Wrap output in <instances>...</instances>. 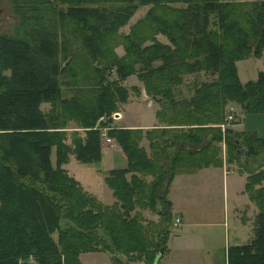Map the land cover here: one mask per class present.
<instances>
[{"label": "trees", "instance_id": "1", "mask_svg": "<svg viewBox=\"0 0 264 264\" xmlns=\"http://www.w3.org/2000/svg\"><path fill=\"white\" fill-rule=\"evenodd\" d=\"M144 4L151 6L120 31ZM8 5L13 20L0 32V264H80V252L95 250L155 264L171 223L166 188L174 173L221 165V138L227 162L242 164V146L246 158L264 156V137L254 130L218 126L228 103L244 114L264 112V70L241 82L235 67L248 55L264 59V0ZM130 74L158 103L150 128L111 124L127 100L122 80ZM71 121L80 130L67 131ZM102 126L126 158L103 176L114 197L109 204L62 166L69 154L99 162ZM247 169L243 190L257 210L253 236L228 247L227 264H264V162ZM144 209L158 218H146Z\"/></svg>", "mask_w": 264, "mask_h": 264}, {"label": "crops", "instance_id": "2", "mask_svg": "<svg viewBox=\"0 0 264 264\" xmlns=\"http://www.w3.org/2000/svg\"><path fill=\"white\" fill-rule=\"evenodd\" d=\"M130 78L129 83L125 82V85L141 86L139 81L136 82L137 78L133 79L132 75ZM147 101L130 102L138 104V113L142 114L139 109L143 106L149 108ZM237 110L238 115L234 117L229 127L236 131L254 130L264 137V129L253 125L254 122H248L250 125H247L248 116L256 113L244 114L240 109ZM119 114L120 116L116 114L111 119L112 125L146 129L156 124L155 117L151 115L144 121L140 119L133 121L129 118L127 120L124 116L127 111ZM121 114L124 120H121ZM108 138L106 141L102 138L100 140L101 161L105 163V170L124 166L126 164L124 154L114 140ZM141 144L145 146V138H142ZM252 165L253 162L247 159H242L241 166L235 162H226L224 158L219 166H206L192 172H177L172 175L166 188L171 223L164 251L157 257L155 264H227L228 247L249 242L253 236L254 216L257 210L242 188L244 177L248 173L247 168ZM94 171L101 172V169L95 168ZM229 175L231 176L228 178ZM100 178L103 180V177ZM76 179L83 189L93 194L103 204H109L114 200L107 186L108 190H104L100 195L90 187V183L83 184L79 178ZM144 210L142 213L146 215ZM175 217L178 218V223L173 226ZM107 253L109 257L110 253ZM80 255L79 253V258ZM123 260L119 259V263L142 264L140 260Z\"/></svg>", "mask_w": 264, "mask_h": 264}, {"label": "rangeland", "instance_id": "3", "mask_svg": "<svg viewBox=\"0 0 264 264\" xmlns=\"http://www.w3.org/2000/svg\"><path fill=\"white\" fill-rule=\"evenodd\" d=\"M237 1H239V0H237ZM149 6H151V4H144L140 7H138L134 11V13L129 17L128 22L126 24L122 25L119 28V30L126 32L128 29V25L131 24L132 22H134L138 17L142 16L144 14L146 8H148ZM160 13H162V12H160ZM12 20H13V16L11 14V10H10L9 5H8V0H0V32L7 31L10 27V23ZM120 31H118V32H120ZM155 37L158 40L167 41L166 37L160 33H156ZM114 51L117 54L121 55L123 53V48L120 44H117L114 46ZM235 67H236V73H237L239 80L241 82H244L248 79H253L256 76V73L258 70H264V59H263L262 55L261 56L248 55L245 58L236 60L235 61ZM3 72L8 73V70L5 69ZM131 75H132V78L133 77L136 78V76L134 74H130V75H128L129 77L127 76L126 78H124L122 80V83L123 84L125 82L129 83V81L131 80V78H130ZM199 77L204 78L205 76L203 73H201L199 75ZM191 78H192V75H190V74L187 75V77H185V79H184L185 80L184 82H186L187 80H190ZM138 81L139 80L137 79L136 82H138ZM186 84L187 83H182L179 88L182 91V93L187 94L188 91L186 90L187 89ZM139 85H141V86L135 85L138 88V92L133 91L130 88L131 85H126V87L128 88L127 100L125 102L118 103L116 110H114L111 113V119H113V116L116 114H117L116 116H118V115L120 116L119 113H123L124 111H127V114L124 115V116H126L127 120L131 119L134 121V120L140 119V120L144 121V119L148 118L150 115L154 116V111L158 107V103L155 102L153 99H151V97L145 92L141 81H139ZM68 93H69L68 90L63 89V88L61 89V94L63 96L68 95ZM130 101H132V102L133 101H137V102L138 101H147L148 102L147 106L149 108H146L143 106L142 109L141 108L139 109V112H141L142 114H139L138 108H137L138 104L131 103ZM128 103H130V104H128ZM39 106L42 110H47L50 106V103L48 101H42ZM229 106H231L232 108L229 109L228 108ZM237 109H240V108L237 105H235V103H228L225 106V110H226L225 116H226L227 112H231L233 118L226 119V117H225L224 121L220 122L218 124L221 131L223 129H225L226 127H229V124L234 120V117L238 115L237 111L239 112V110H237ZM128 112H129V114H128ZM121 120H124V117L122 114H121ZM155 120H156V118H155ZM248 122L249 123L254 122L253 125H257L259 127V129L260 128L264 129V114H261V113H256L254 115L251 114L248 116V120H247V125H250V124H248ZM156 123H157V120H156ZM72 128L79 129L78 127L74 126L72 121L68 122V126L66 127V130L68 131V130H71ZM101 128L104 129V132H105V127L102 126ZM105 134H106V132H105ZM101 138H102V136L100 135L99 142H100ZM102 140L106 141L104 138H102ZM66 141L69 142L68 137H67ZM107 142H110V141H107ZM141 142H142V140L140 141V143ZM218 145L220 146V156H221V161H222V159L224 160V158H225V147H224V142H223L222 138H221V140L218 141ZM122 153H123V151H122ZM244 153H245L244 148L242 146V147H240V150L238 152L239 161L241 163H242V159H247L249 161H252L253 164L256 162H261V161L264 162V156H262V155H260L258 157H254V156L249 157L248 156V158H246ZM69 157H70V159L68 158L69 161L62 164V166L66 169L68 174L73 176L75 179L79 178L80 181L83 182V184H85L87 182L90 183V185H91L90 187L94 188V191H96L100 195L102 194V192L104 190L105 191L108 190V188L106 187L107 185L100 178V177H103L107 171V170H105V165H104L105 163L103 161L100 160V162H96V163H82V162H79L78 160H76L72 156V154H69ZM125 160H126V158H125ZM95 168L101 169V172L100 171L95 172L94 171ZM230 176L231 175H229L228 178ZM244 181H245V177H244ZM243 192L245 193L244 190H243ZM144 211H146V215H144L146 218H149L152 220H156L158 218V215L156 213L151 212L149 210H144ZM80 254H81L80 258L78 256L80 264H120L119 261L113 259L111 254H110L111 257L109 256L110 257L109 258L108 253L105 250L83 251V252H80ZM115 258L127 260V257L124 255H121V254H116ZM123 264H125V263H123Z\"/></svg>", "mask_w": 264, "mask_h": 264}, {"label": "built area", "instance_id": "4", "mask_svg": "<svg viewBox=\"0 0 264 264\" xmlns=\"http://www.w3.org/2000/svg\"><path fill=\"white\" fill-rule=\"evenodd\" d=\"M228 108L231 109L232 107L229 106ZM225 117H226V119H231V118H233L231 112H227V114H226ZM100 135H101L102 138H104L105 140H108V139H109L108 136L105 134L104 129H102V128H101ZM177 223H178V218L175 217L174 220H173V222H172V225L174 226V225H176Z\"/></svg>", "mask_w": 264, "mask_h": 264}]
</instances>
